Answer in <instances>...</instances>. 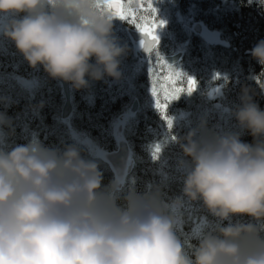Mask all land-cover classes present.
Here are the masks:
<instances>
[{
  "label": "clouds",
  "instance_id": "clouds-1",
  "mask_svg": "<svg viewBox=\"0 0 264 264\" xmlns=\"http://www.w3.org/2000/svg\"><path fill=\"white\" fill-rule=\"evenodd\" d=\"M0 16V36L48 77L75 90L121 78L126 46L104 0H0ZM248 54L260 71L224 109L234 128L205 118L186 125L170 137L174 179L142 187L116 174L105 183L79 137L53 147L33 133L9 144L0 113V264H264V109L255 100L264 95V39ZM151 153L158 161L162 148Z\"/></svg>",
  "mask_w": 264,
  "mask_h": 264
},
{
  "label": "trees",
  "instance_id": "trees-1",
  "mask_svg": "<svg viewBox=\"0 0 264 264\" xmlns=\"http://www.w3.org/2000/svg\"><path fill=\"white\" fill-rule=\"evenodd\" d=\"M158 1L122 0V6L127 8L130 17L135 13V22L113 15V35L121 45L126 46V54L121 57L122 76L119 80L106 77L90 81L89 87L84 89L71 88V116L80 113V117L72 122V127L77 133L92 137L98 149L104 152L116 149L115 132L118 125L114 128V124L124 115L122 133L134 159V168L125 178L133 177L141 187L145 181L159 180L166 173L174 179L170 166L174 165L179 155V147L170 137L182 136L187 131L182 119L177 118L178 113L182 112L184 118L187 116L190 124L205 118L209 126L234 128L235 122L224 115V109L239 103L238 95L243 85L255 87L248 77L253 72H259L260 66L251 59L248 50L264 39V4L258 3V0H181L175 8L166 0L162 5ZM137 22H147L149 26L157 27L161 39L149 60L140 68L135 84H130L125 74L129 72L131 64L139 63L126 30L138 29ZM194 22L202 23L208 31L217 32L221 42L208 43L190 32L189 28ZM160 47L164 49L159 51ZM179 50L184 51L181 63L177 67H170L163 56ZM174 72H182L185 76L176 77ZM215 73L221 75V80L214 79ZM188 75L197 81V88L191 95L187 94ZM20 77L38 79L34 100L29 99L28 93H21L22 86L16 80ZM224 77L227 79L224 80ZM55 86V81L42 68L30 67L14 44L0 36V113L10 120V127L5 129L9 144L25 143L33 133L53 147L73 142L66 131L58 127L62 120L55 116L52 105L46 103L51 102V96H55L59 102V95H54ZM217 87L220 93L217 100L212 102L207 93ZM174 88L185 91L180 92L176 99L165 100V94H171ZM134 98L139 101L138 112L127 118L126 113ZM157 100L161 104L159 109L156 107ZM255 100L264 109V95L257 94ZM170 117L174 118L171 128L168 127ZM241 139L252 141V137L246 133L242 134ZM154 145L162 148L158 161L153 160L151 153ZM100 168L105 183L113 179L107 163H100ZM178 189V183H170V193ZM184 231H187V227Z\"/></svg>",
  "mask_w": 264,
  "mask_h": 264
},
{
  "label": "water",
  "instance_id": "water-1",
  "mask_svg": "<svg viewBox=\"0 0 264 264\" xmlns=\"http://www.w3.org/2000/svg\"><path fill=\"white\" fill-rule=\"evenodd\" d=\"M180 2L181 0H170V4L173 6L178 5ZM109 11L114 13V10L109 9ZM192 31L196 34H201L203 31L202 25L199 22L192 24ZM127 33L134 45L138 42L143 41V45L140 44L139 48V54L142 59L147 58L148 54L153 50L159 40V36H156L157 40L153 42L151 40V37L147 36L145 33H142L140 30L137 31L128 28ZM181 57L182 52H176L174 54L165 56V61L168 64H175L180 61ZM56 81L60 84L64 96V102L62 105L60 117L62 120H65L70 117L73 109L71 103L70 86L65 82H61L58 80ZM138 106V100H134L129 109L131 115H134L136 113V111L138 110ZM121 119L122 117L119 118V120ZM116 136L118 137L116 149L113 151L105 152L103 154V159L108 163L113 174L124 177L126 174H130V172L132 171L134 160L133 158H131L132 153L126 139L122 138L121 124H119L116 129Z\"/></svg>",
  "mask_w": 264,
  "mask_h": 264
},
{
  "label": "rangeland",
  "instance_id": "rangeland-1",
  "mask_svg": "<svg viewBox=\"0 0 264 264\" xmlns=\"http://www.w3.org/2000/svg\"><path fill=\"white\" fill-rule=\"evenodd\" d=\"M166 1L169 2V0H166ZM158 3H159V5H162V4H164V0H160V1H158ZM171 12H173V11H169V13H171ZM172 14H175V12H173ZM188 14H189V12H188ZM176 15L179 17V14H176ZM7 19H8V17H6V16H0V23L6 22ZM179 22L181 23V18H179ZM185 24H186V22H184V25ZM153 30H155L153 34H158V33L160 34V30L157 27H154ZM189 30H190V32H192L191 26H190ZM216 33L217 32H213L212 30H210L209 32H204L201 37L206 42L213 43L214 40H217V34ZM220 42H221L220 40L216 41V43H220ZM165 46L168 47L167 43ZM161 49H164V48L163 47L158 48L159 51ZM129 63H133V62L130 61ZM129 68H130L129 72H127L125 74V77L126 76L128 77V81L130 82V84H135L136 76H137L138 72L140 71V67H139V65H137V62H135V63L131 64ZM16 80H17L18 84L22 86L21 93H24V94L28 93V97L30 96L29 99L34 100V90H35V88H37L36 85H38V79L37 78L28 79V78L20 77V78H16ZM53 80L55 81V84H56V86L54 88V95H59V102L55 96H51L52 97L51 102H58V103H53V104H51V102H46V103L47 104L50 103L49 105H52L51 109H52V111H54L55 116L57 118L61 119L60 114H61V109H62V105L64 102V98H63V94L61 92L60 84L55 79H53ZM128 86H131V85H128ZM219 93L220 92L218 91L217 93H214L213 97H211V98L209 96L208 97L212 102H214L215 100H217V95ZM60 94H61V97H60ZM44 95L46 96L47 92L44 93ZM48 96H49L48 100H50V94H48ZM71 96H72V92H71ZM71 101H72V97H71ZM72 105H73V102H72ZM216 106L218 107V105H216ZM129 109H130V107H129ZM129 109L126 113L127 118L132 117L130 115ZM71 115L69 118L62 120V123H59L58 127L64 129L66 131L67 135H69L71 138L75 136V137H79L80 139H83L85 141L84 149L86 150L85 151L86 154L89 152V150H91V152L95 153L98 156L100 163L103 165L105 162V160L103 159V154L105 152L96 147L95 141H93L92 137H88L87 135H85L83 133L80 134V133H77L76 131H74V129L72 127V122L74 121V119L80 117V113L76 112L75 115H73V116H71ZM178 117L182 119V121L184 122L185 125L190 124L189 118L187 116H185V118H184V115L182 114V112L178 113L177 118ZM123 121L124 120H122V121L116 120L115 124H114V128H116L118 123H121L122 124V131H123V125H124ZM125 180H126V178H125Z\"/></svg>",
  "mask_w": 264,
  "mask_h": 264
},
{
  "label": "snow or ice",
  "instance_id": "snow-or-ice-1",
  "mask_svg": "<svg viewBox=\"0 0 264 264\" xmlns=\"http://www.w3.org/2000/svg\"><path fill=\"white\" fill-rule=\"evenodd\" d=\"M104 3L106 4V6L110 9V10H114L115 15L120 18L121 20H131L133 22H135L136 17H135V13L133 12L131 17L128 13L127 8L122 6L121 0H104ZM149 8H151V4H149ZM152 11L154 12L155 9H152ZM161 26V24L159 25ZM136 27L142 32L145 33L147 36L151 37V40L153 42H155L157 40V37L155 35H153V29L151 26H149V24L146 22L144 24H140V23H136ZM141 44L143 45V41H141ZM173 75H175L176 77H184L185 74L182 72H174ZM167 79L171 80L172 77H167ZM214 79L215 80H221V75L219 73H215L214 74ZM227 78L224 77V80H226ZM174 84V81H173ZM187 94L191 95L197 88V81L191 77V76H187ZM185 91V89L183 88H174L173 92L171 94L166 93L164 96V99H176L178 97V94L180 92ZM219 91V87L215 88L212 91H209L207 93V95L211 98L214 96V93H217ZM154 96L156 95L155 90H153L152 93ZM156 107L159 109L161 108V104L159 102V100H157L156 102ZM164 119H167V117H164ZM168 127L171 128V121H168ZM157 151L159 150V145L156 146Z\"/></svg>",
  "mask_w": 264,
  "mask_h": 264
},
{
  "label": "flooded vegetation",
  "instance_id": "flooded-vegetation-1",
  "mask_svg": "<svg viewBox=\"0 0 264 264\" xmlns=\"http://www.w3.org/2000/svg\"><path fill=\"white\" fill-rule=\"evenodd\" d=\"M121 3H122V0H121ZM105 5H106V4H105ZM106 7H107V6H106ZM107 10H108V7H107ZM152 29H154V27H152ZM137 30H139V29H137ZM154 31H155V30H153V33H154ZM140 43H141V42H138L137 44L132 45V47L134 48L135 54L138 56V57H137V61H138V63H139V67L142 68V67L145 65V63L149 60V58L151 57V53L147 56V58H146L145 60H142V59L139 57V53H138V49H139V47H140ZM131 44H132V43H131ZM180 63H181V61L178 62L177 64L170 65V67H177V65H179Z\"/></svg>",
  "mask_w": 264,
  "mask_h": 264
}]
</instances>
